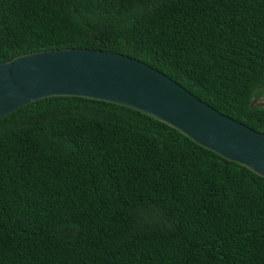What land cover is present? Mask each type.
<instances>
[{
    "label": "trees",
    "instance_id": "obj_1",
    "mask_svg": "<svg viewBox=\"0 0 264 264\" xmlns=\"http://www.w3.org/2000/svg\"><path fill=\"white\" fill-rule=\"evenodd\" d=\"M68 47L264 132V0H0V62ZM0 264H264V177L138 110L37 100L0 118Z\"/></svg>",
    "mask_w": 264,
    "mask_h": 264
},
{
    "label": "water",
    "instance_id": "obj_2",
    "mask_svg": "<svg viewBox=\"0 0 264 264\" xmlns=\"http://www.w3.org/2000/svg\"><path fill=\"white\" fill-rule=\"evenodd\" d=\"M54 96H80L138 110L264 177V132L223 114L137 58L68 47L0 62V118Z\"/></svg>",
    "mask_w": 264,
    "mask_h": 264
},
{
    "label": "rangeland",
    "instance_id": "obj_3",
    "mask_svg": "<svg viewBox=\"0 0 264 264\" xmlns=\"http://www.w3.org/2000/svg\"><path fill=\"white\" fill-rule=\"evenodd\" d=\"M259 100H261V98Z\"/></svg>",
    "mask_w": 264,
    "mask_h": 264
}]
</instances>
